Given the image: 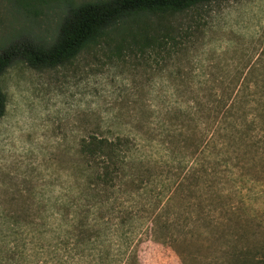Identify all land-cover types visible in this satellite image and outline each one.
<instances>
[{
    "label": "rangeland",
    "instance_id": "1",
    "mask_svg": "<svg viewBox=\"0 0 264 264\" xmlns=\"http://www.w3.org/2000/svg\"><path fill=\"white\" fill-rule=\"evenodd\" d=\"M85 1L0 0V49L49 42L64 4ZM125 28L52 67L17 62L0 75V264L264 255V0ZM94 135L130 144L110 190L94 187L78 154ZM61 204L74 236L47 219Z\"/></svg>",
    "mask_w": 264,
    "mask_h": 264
},
{
    "label": "trees",
    "instance_id": "2",
    "mask_svg": "<svg viewBox=\"0 0 264 264\" xmlns=\"http://www.w3.org/2000/svg\"><path fill=\"white\" fill-rule=\"evenodd\" d=\"M214 1L226 0H93L77 4L65 3L62 17L49 42L18 37L0 49V75L17 62L25 63L31 68L57 65L74 57L87 45L96 44L108 34L126 29V25L141 16L178 13ZM3 111L4 100L0 92V117ZM129 145L128 140L120 137L108 139L95 135L78 142L80 159L90 169L93 168L94 187L110 190L115 186L119 171L126 163ZM63 207L68 205L61 204L58 212H53L48 207L47 219L53 223L60 221L57 231L74 236V213L69 216L65 213V216ZM51 229H55V226H51ZM250 257L248 252L242 254L244 262L264 264V255L256 259L254 256L252 260Z\"/></svg>",
    "mask_w": 264,
    "mask_h": 264
}]
</instances>
